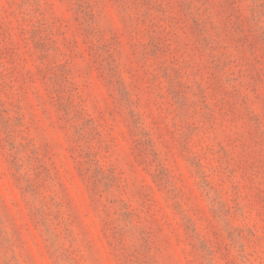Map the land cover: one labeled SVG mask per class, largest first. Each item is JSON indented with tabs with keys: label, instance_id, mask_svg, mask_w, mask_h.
Wrapping results in <instances>:
<instances>
[{
	"label": "rangeland",
	"instance_id": "1",
	"mask_svg": "<svg viewBox=\"0 0 264 264\" xmlns=\"http://www.w3.org/2000/svg\"><path fill=\"white\" fill-rule=\"evenodd\" d=\"M0 264H264V0H0Z\"/></svg>",
	"mask_w": 264,
	"mask_h": 264
}]
</instances>
